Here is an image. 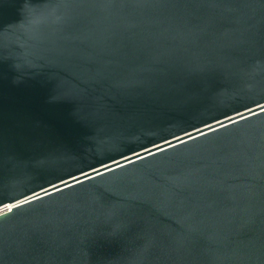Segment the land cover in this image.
Here are the masks:
<instances>
[{"label": "water", "instance_id": "95a60500", "mask_svg": "<svg viewBox=\"0 0 264 264\" xmlns=\"http://www.w3.org/2000/svg\"><path fill=\"white\" fill-rule=\"evenodd\" d=\"M0 264H264V0H0Z\"/></svg>", "mask_w": 264, "mask_h": 264}, {"label": "built area", "instance_id": "2783aa9c", "mask_svg": "<svg viewBox=\"0 0 264 264\" xmlns=\"http://www.w3.org/2000/svg\"><path fill=\"white\" fill-rule=\"evenodd\" d=\"M11 207L12 206L9 203H5V204L0 205V214L9 211L11 209Z\"/></svg>", "mask_w": 264, "mask_h": 264}]
</instances>
